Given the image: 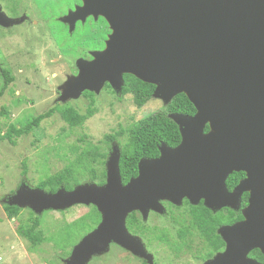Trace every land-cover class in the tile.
Segmentation results:
<instances>
[{
  "label": "water",
  "instance_id": "1",
  "mask_svg": "<svg viewBox=\"0 0 264 264\" xmlns=\"http://www.w3.org/2000/svg\"><path fill=\"white\" fill-rule=\"evenodd\" d=\"M103 1L112 30L106 49L92 61L78 60L79 72L66 90L98 91L105 82L121 84L129 74L154 85L152 98L163 105L184 94L196 112L168 114L178 126L180 143L174 148L161 144L157 158L140 159L137 176L126 184L120 151L113 147L103 185L51 193L23 184L4 202L35 215L94 206L100 224L63 262L88 264L111 242L131 249L133 238L125 226L131 211L144 213L159 200L184 197L203 198L211 208L227 205L225 180L243 172L245 178L231 194L250 195L238 228L246 229L247 251L257 248L264 254V0Z\"/></svg>",
  "mask_w": 264,
  "mask_h": 264
},
{
  "label": "flooded vegetation",
  "instance_id": "2",
  "mask_svg": "<svg viewBox=\"0 0 264 264\" xmlns=\"http://www.w3.org/2000/svg\"><path fill=\"white\" fill-rule=\"evenodd\" d=\"M4 18L12 20L13 24H8L9 21L5 22L7 26L0 24V34L11 31L4 47L15 55L1 56L0 97H33L35 90L50 97L89 98L88 108H92L94 97H133V93L139 97H153L155 86L144 82L131 83L125 92V77L129 74L122 76L120 93L109 82H105L98 93L84 90L74 94L70 90H60L68 78L77 76L78 60L92 61L95 53L106 49L112 30L104 16L103 0H0V20ZM40 49L46 62L39 67L34 62H27L26 68L47 70V74L42 78L34 72L32 79L25 80V91H15L10 62L22 58L18 54L37 55ZM4 76L10 78L8 82ZM117 131L105 134L102 142L86 138L85 147L101 150L102 143L107 152L104 167L97 169L99 179H103L97 185L106 182V162L112 148L119 149L118 143L125 140ZM244 178L242 172H234L226 178L230 201L227 199V205L218 208L207 206L203 198L184 197L179 202L160 200L154 209L144 213L131 211L126 217L127 225L125 221L126 229L134 238L130 252H127L128 264H249V261L264 264L260 249L247 251V246L235 242L236 239L241 242L236 237L237 232L232 237V230L246 219L244 211L249 204V193L231 197Z\"/></svg>",
  "mask_w": 264,
  "mask_h": 264
},
{
  "label": "rangeland",
  "instance_id": "3",
  "mask_svg": "<svg viewBox=\"0 0 264 264\" xmlns=\"http://www.w3.org/2000/svg\"><path fill=\"white\" fill-rule=\"evenodd\" d=\"M8 24H13L12 20ZM10 34L11 31L7 34H0V50L2 51L0 52V63L2 55L8 58L15 55L4 47ZM18 55H22V58L11 61L10 64L15 77L13 88L20 93L25 91V80L32 79L34 72H38L35 73L36 76L39 74L44 78L48 71L26 68L27 62H34L36 67L46 62L41 49L37 55ZM73 77L75 76H71L63 83L60 88L62 92L66 89V83ZM2 81L3 78L0 76V86ZM115 84L117 86L113 87H116V92L120 93L122 83ZM36 87H38L36 90H39L40 87ZM34 92L36 96L32 95L33 97H0V107L9 111L7 118L0 117V137L5 134L10 124H16L22 119L37 117L51 108L70 106L78 113L85 114L90 105L89 98L78 97L62 101L60 97H50L35 90ZM93 99L92 108L95 113L81 127L69 129L58 113H54L44 119L32 133L14 138V144L7 139H0V264H64L63 262L68 259L74 246L100 224L102 217L97 209L93 206L99 214V222L89 232H87L88 228L76 230L70 228L69 225L73 226L80 218L90 214L92 205H75L65 211H44L37 215L41 222L40 229L43 232L44 241L36 248H32L20 236L21 229L26 226V219L31 210L19 208L21 211L18 217L10 220L4 211L6 204L4 200L13 195L21 185L25 184L35 189L38 182L46 176L55 174L70 163H77V159L84 154L86 138L90 137L96 143L97 141L102 142L105 134L127 129L138 120L161 111L165 107L158 99H151L140 109L134 105L132 97H94ZM100 148L102 152H105L102 143H100ZM93 168L98 169L90 156H86L81 163L75 166L74 171L78 177L77 185L91 182L98 184L99 180L92 181L88 175ZM227 199L230 201L229 196ZM239 225L232 230V237H234L233 233L237 232L236 237L240 238L241 242L238 239L235 242L245 246L247 244V239L244 237L246 229L244 227L239 229ZM127 233L129 234L128 230ZM127 252L130 250L111 242L107 252L95 255L88 264H128Z\"/></svg>",
  "mask_w": 264,
  "mask_h": 264
},
{
  "label": "trees",
  "instance_id": "4",
  "mask_svg": "<svg viewBox=\"0 0 264 264\" xmlns=\"http://www.w3.org/2000/svg\"><path fill=\"white\" fill-rule=\"evenodd\" d=\"M4 78L6 82L10 79L8 76H4ZM141 82L142 81L138 80L134 76H126L125 92L128 91V86H130L131 83L142 84ZM151 99L153 98L139 97L136 93H133L132 97L134 105L139 109L147 104ZM195 112L196 110L194 106L189 102L187 97L184 94H179L175 96L163 110L138 120L127 129H120L117 131L119 133L118 135L125 136V140L118 143L120 149L119 171L122 183L126 184L130 178L137 174V166L140 159L157 158L159 156L158 147L161 144L174 148L180 143L181 137L178 126L168 118V114H183L192 116ZM54 113H58L61 120L65 122L69 128H75L81 127L83 123L95 113V110L90 107L87 109L85 114H80L73 107H54L37 117L21 120L16 124H10L7 127L5 134L0 137V139H7L14 144V138L27 136L32 133L44 119L49 118ZM8 116L9 111L4 107H0V117L7 118ZM207 130L208 127L206 126L205 131ZM115 138L116 135L114 136V139ZM106 142L108 143L107 140ZM86 156H90L93 159V163L97 164V167H104L107 152H102L94 146H87L84 150V154L77 159V163H70L64 166L62 170L57 171L55 174L46 176L38 182L36 188L54 193L60 187H63L66 191H70L75 186L80 185H77L78 177L74 168L77 164L81 163ZM97 173V169L93 168L88 175H90L92 181L99 180L98 184H100L103 179L100 180L99 174ZM4 211L7 218L11 220L18 217L21 210L15 206H8L5 204ZM99 219L100 217L98 212L92 206L90 214L80 218L73 224V226L69 225V227L76 230L88 228L87 232H89L99 222ZM26 221V226L21 229L20 236L25 239L32 248H36L44 241V235L40 229L41 222L39 216L35 215L32 211H29V217Z\"/></svg>",
  "mask_w": 264,
  "mask_h": 264
}]
</instances>
